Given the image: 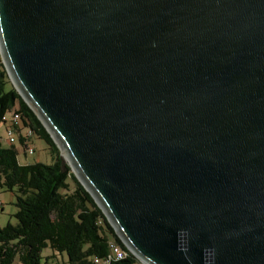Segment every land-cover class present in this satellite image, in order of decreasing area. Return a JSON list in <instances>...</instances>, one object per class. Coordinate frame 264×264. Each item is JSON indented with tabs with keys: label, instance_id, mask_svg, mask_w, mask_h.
I'll use <instances>...</instances> for the list:
<instances>
[{
	"label": "water",
	"instance_id": "1",
	"mask_svg": "<svg viewBox=\"0 0 264 264\" xmlns=\"http://www.w3.org/2000/svg\"><path fill=\"white\" fill-rule=\"evenodd\" d=\"M8 75L144 264H264V0H0Z\"/></svg>",
	"mask_w": 264,
	"mask_h": 264
},
{
	"label": "trees",
	"instance_id": "2",
	"mask_svg": "<svg viewBox=\"0 0 264 264\" xmlns=\"http://www.w3.org/2000/svg\"><path fill=\"white\" fill-rule=\"evenodd\" d=\"M9 112L19 115L17 140L24 152L28 153L32 138H40L53 162L23 164L15 143L4 145L0 137V188L15 193L17 207L16 223L0 225V264H41L45 248L51 249L47 258L66 253L69 264H95V257L110 252L111 242L126 251L124 258L111 264H144L123 243L61 156L42 121L13 85L0 54V124L6 123Z\"/></svg>",
	"mask_w": 264,
	"mask_h": 264
},
{
	"label": "rangeland",
	"instance_id": "3",
	"mask_svg": "<svg viewBox=\"0 0 264 264\" xmlns=\"http://www.w3.org/2000/svg\"><path fill=\"white\" fill-rule=\"evenodd\" d=\"M12 115L13 114L11 112L7 113L6 114L7 122L0 124V137L3 139L2 141L4 145H9L7 126L12 124V120H11ZM15 145L19 151L18 158L20 162L23 164L34 163L36 161H41L47 164H51L53 162L47 143L40 138L34 137L31 139L29 143V147H31L34 150L32 154L25 153L23 147L21 146L18 140L15 142ZM0 200L3 202V206L0 208V225L5 226L9 222L16 223L17 220L14 217V214L17 211V207L15 206V200H16L15 193L8 189L0 188ZM50 253H51L50 248H45L43 250L42 252L43 258L41 260V264H54V262L56 263L55 259L52 262L53 258L51 257L47 258L48 256L51 255ZM62 256L64 258V262L62 261L61 257H58L60 264H69L66 253H62Z\"/></svg>",
	"mask_w": 264,
	"mask_h": 264
},
{
	"label": "built area",
	"instance_id": "4",
	"mask_svg": "<svg viewBox=\"0 0 264 264\" xmlns=\"http://www.w3.org/2000/svg\"><path fill=\"white\" fill-rule=\"evenodd\" d=\"M6 119V117H5ZM12 124L7 126L8 132V141L9 143H15L18 139V130H17V123L19 121V115L13 114L12 115ZM7 122V119H6ZM24 133V132H23ZM17 134V136H16ZM30 133L26 132L24 135L28 137ZM34 150L29 147L28 153L32 154ZM3 206V202L0 200V208ZM126 256V251L122 249L117 243L111 242L110 243V252L104 257H95L94 263L95 264H111L115 260L122 259Z\"/></svg>",
	"mask_w": 264,
	"mask_h": 264
},
{
	"label": "crops",
	"instance_id": "5",
	"mask_svg": "<svg viewBox=\"0 0 264 264\" xmlns=\"http://www.w3.org/2000/svg\"><path fill=\"white\" fill-rule=\"evenodd\" d=\"M50 254H51V253H50ZM51 255H52V254H51ZM58 257H61L62 261L64 260V258H63L62 255L59 256V254H57V258H53V259H52V262H53V260L55 259L56 263H59V259H58ZM56 263L54 262V264H56Z\"/></svg>",
	"mask_w": 264,
	"mask_h": 264
}]
</instances>
